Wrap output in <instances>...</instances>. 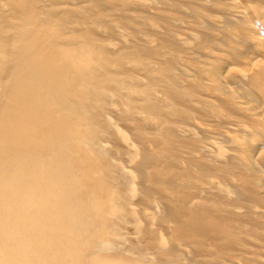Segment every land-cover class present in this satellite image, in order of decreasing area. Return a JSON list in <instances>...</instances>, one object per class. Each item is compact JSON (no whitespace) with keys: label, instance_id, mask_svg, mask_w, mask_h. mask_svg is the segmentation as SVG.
<instances>
[{"label":"bare ground","instance_id":"6f19581e","mask_svg":"<svg viewBox=\"0 0 264 264\" xmlns=\"http://www.w3.org/2000/svg\"><path fill=\"white\" fill-rule=\"evenodd\" d=\"M251 10L264 29V0H0V264H264ZM234 41L256 56L230 84Z\"/></svg>","mask_w":264,"mask_h":264},{"label":"rangeland","instance_id":"374dc122","mask_svg":"<svg viewBox=\"0 0 264 264\" xmlns=\"http://www.w3.org/2000/svg\"><path fill=\"white\" fill-rule=\"evenodd\" d=\"M226 2H228V1H226ZM228 4V3H227ZM231 6V5H230ZM217 11V12H216ZM215 11V14H218V12H219V10H216ZM254 13V14H253ZM251 15H252V26L257 30L258 29V31H256V32H258L259 34H261V35H263L264 34V29H263V25L260 23V21H259V19H258V17H256L255 16V14L256 15H258V13H256V12H253L252 10H251V13H250ZM255 16V17H254ZM191 20V21H190ZM188 22V24H186ZM257 22V23H256ZM186 23H185V25L183 24L182 26H183V28L181 29V27L182 26H180V24L179 25H177L178 23H176V28H179V30L181 29L182 30V33H184L185 35H188V36H190V34H189V32H188V30H189V28H190V24H194V22L192 21V19H189L188 21H186ZM177 26H180V27H177ZM189 26V27H188ZM261 28V29H260ZM184 31V32H183ZM261 31H262V33H261ZM187 32V33H186ZM247 38H249V37H247ZM250 42V41H249ZM249 42H248V44H249ZM253 42V41H252ZM251 42V44L250 45H253V43ZM158 44H156V45H154V46H157ZM249 45V48L247 49L248 51H245V49L243 48V47H238V45L236 44V41H234L233 43H232V48L234 47V51H235V53H238L237 54V56H232L231 55V58L230 59H227V60H231L232 61V63H231V61L229 62V61H227L226 60V58L228 57H226L225 58V56L229 53V50L228 49H230V48H228L227 50H221V52H220V54H217V55H215L214 56V59L216 58V61H218L219 63H220V65L222 64V67H223V70H222V72H224L223 73V75L224 74H226V69L228 70L229 68H231L232 70L230 71V73H228L227 72V74L225 75L226 76V78H227V76L229 75L230 76V74L232 75V74H236V76L235 77H237V78H235L236 80L238 79H241V78H243V75H245L246 73H245V71L243 70L244 69V67H245V69H247V64H246V66H244L243 64H244V62H246V61H244L243 62V60L244 59H246L247 57H252V59L256 56L255 55V53H254V55L251 53V51L253 50V51H255L252 47H255V45H253L252 47ZM251 49V50H250ZM250 50V51H249ZM223 51V52H222ZM224 51H226V53H224ZM226 54V55H225ZM252 54V55H251ZM220 55V56H219ZM225 55V56H224ZM217 56L219 57V58H217ZM223 56V57H222ZM242 57L243 58V60H242V62L239 64V62H240V60L242 59H236L237 57ZM254 56V57H253ZM239 61V62H238ZM214 62V60L211 62V63H213ZM223 62V63H222ZM224 62H228L227 64L226 63H224ZM236 62H238V63H236ZM204 63H205V61H204ZM234 64L236 65V66H234ZM238 64L240 65V66H238ZM242 65H243V67H242ZM207 66V65H206ZM208 67H209V64H208ZM210 67H213V66H211L210 65ZM241 67V68H240ZM235 68H237L238 70H236ZM240 68V69H239ZM233 69H235V70H233ZM233 71H236V72H234L233 73ZM238 71V72H237ZM241 71H242V73H241ZM244 71V72H243ZM247 71V70H246ZM239 74H242V75H239ZM229 76H228V78L227 79H230L229 78ZM233 76V75H232ZM234 76H233V84H236V82L234 81ZM237 80V81H238ZM231 81V79L230 80H228V82H230ZM235 82V83H234ZM230 84H232L231 82H230ZM235 89H237V90H235ZM232 91H233V93H235V96L237 97V100L238 101H241V102H246V106H248V109H249V106L251 105V100H249V99H247L246 97H242V92H241V90H239L238 88H232ZM252 92L254 93V88H253V90H252ZM242 98H246V101H245V99H242ZM239 99H241V100H239ZM247 100H248V102H247ZM249 101H251V102H249ZM254 105H252V107H254V108H256V106H257V103L255 102V103H253ZM255 104H256V106H255ZM262 105V104H261ZM260 106V105H259ZM251 107V106H250ZM254 112H256L257 114L259 113L258 111H256V109H255V111ZM254 112H253V114H254ZM253 119V118H252ZM257 119V120H256ZM261 120H263L264 121V117H260V123L263 125L264 124V122L263 121H261ZM255 121H258V118L256 117L255 118ZM260 138L261 137H259V140H260ZM243 142V140H242V137L240 136V138H239V140L237 141V142ZM261 141V140H260ZM227 146H228V148L229 149H227ZM233 146H235V145H233ZM225 147H226V149L231 153V151H232V153H234V150H235V148L234 147H232V145L230 146V145H225ZM236 147V146H235ZM231 149V150H230Z\"/></svg>","mask_w":264,"mask_h":264}]
</instances>
